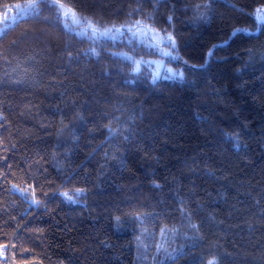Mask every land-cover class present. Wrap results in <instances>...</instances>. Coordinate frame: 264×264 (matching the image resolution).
Masks as SVG:
<instances>
[{"label":"trees","instance_id":"1","mask_svg":"<svg viewBox=\"0 0 264 264\" xmlns=\"http://www.w3.org/2000/svg\"><path fill=\"white\" fill-rule=\"evenodd\" d=\"M62 2L151 25L186 72H133L121 52L156 54L78 35L52 0L5 23L0 264H151L160 241L152 264H264V0Z\"/></svg>","mask_w":264,"mask_h":264},{"label":"rangeland","instance_id":"2","mask_svg":"<svg viewBox=\"0 0 264 264\" xmlns=\"http://www.w3.org/2000/svg\"><path fill=\"white\" fill-rule=\"evenodd\" d=\"M16 5H14L11 9L3 12L0 15V33L5 28V26H4L5 23L13 21L12 17L14 15L16 16V19H20L23 17L32 16V15L36 14L41 9V7L38 6L33 12H30L28 15L21 16V15L17 14L18 9H16V7H15ZM256 15H257V13H255L254 17H255L256 23L259 25L260 23L257 21ZM53 16L55 17V19H57L58 22H60L62 24V26L74 27L75 28L74 31L77 34L80 32V28L83 27V24L78 26L74 22L71 12H69L67 18H65L62 15V13L60 12V10L58 8L54 7ZM80 20L83 21L84 23H86L85 19L80 18ZM144 31L146 32V35H140V34L133 35V33L128 30V27H124L123 33H121V32L115 33V38H112V36H110V37L113 41L124 42L125 44H128V46L143 45V47H145L146 49H148V50H150L156 54V56L143 57V56H133L130 51H125L123 53L122 52L120 53L125 58L129 59V57H132L134 60L139 61L140 62V69L147 68L150 71V73L153 75H156V73H162L163 78L165 76H170L171 78H169L168 80L182 79L185 72H186L184 66L182 64H179L177 62V60L174 59V56L164 55L161 48H163L167 51H170V49L166 48L163 45L157 46V40L154 39L153 33L148 31L147 29H144ZM78 35L86 36L92 40L101 38V37L93 38L92 33H91V29L88 30L87 34H78ZM158 36H161V35L158 33ZM104 37H106V36H104ZM131 49H133V48H131ZM133 59H132V67L134 66L133 65ZM167 60L173 62L174 66L170 63L167 64L166 63ZM161 61L163 62L162 64L160 63ZM169 69H172L173 72L177 73V75H172V73H170L168 71ZM179 73H182L183 75L181 76V75H179ZM164 244H165V242L160 241L155 246L154 251L151 252L150 259L148 260L151 264L153 263L152 261H155V258L160 251L168 249L167 247L164 246Z\"/></svg>","mask_w":264,"mask_h":264},{"label":"snow or ice","instance_id":"3","mask_svg":"<svg viewBox=\"0 0 264 264\" xmlns=\"http://www.w3.org/2000/svg\"><path fill=\"white\" fill-rule=\"evenodd\" d=\"M52 6L58 8L65 18H67L68 13L71 12L74 22L78 26L83 24V27L80 28V32L78 34H87L88 30L91 29V33H92L93 38L104 37V36H112V38H115V33H120L122 28L128 27V30L131 31L133 33V35H137V34L146 35V32L144 31V29H147L148 31L153 33L154 39L157 40V46L163 45V43H164V37L158 36V30L157 29L152 28L151 25H143V27H142V21H139V20L136 21L134 25H121L119 28H117L115 25H112L110 27L100 28L92 20H90L88 18H85L86 23L81 21L77 15L75 9L68 7L65 3L62 2V0H52ZM15 7H16V9H18V13H17L18 15L26 16L30 12H33L38 7V5L36 3V0H30V3H28L27 6L22 7L21 5L17 4ZM255 11L257 13V15H256L257 21L259 23H264V5L258 7ZM12 19L14 21L16 19V16L14 15L12 17ZM167 39H168V41H171L173 46L175 45V39L170 33L168 34ZM161 50L163 51L164 55H171L172 54L170 51H167L163 48H161ZM92 51L95 52L96 50L93 48ZM129 59H133V58L129 57ZM160 63L162 64L163 62L161 61ZM133 65L134 66H133L132 71L133 72H139L140 62L133 59ZM168 71L170 73H172V75H177V73L173 72L172 69H169ZM158 75H159V73H156V75L153 77L154 83L156 80V76H158ZM179 75L182 76L183 74L179 73ZM164 78L169 79L171 77L165 76ZM76 192L82 193L83 189L78 188V189H76ZM63 195L69 200L74 199V197L68 192L63 193ZM34 202H37V201H35V198H34ZM210 264H214V262H210Z\"/></svg>","mask_w":264,"mask_h":264}]
</instances>
